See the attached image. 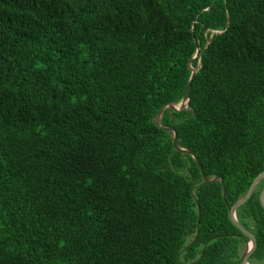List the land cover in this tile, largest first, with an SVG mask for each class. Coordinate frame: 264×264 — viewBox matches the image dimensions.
Listing matches in <instances>:
<instances>
[{
  "label": "trees",
  "instance_id": "16d2710c",
  "mask_svg": "<svg viewBox=\"0 0 264 264\" xmlns=\"http://www.w3.org/2000/svg\"><path fill=\"white\" fill-rule=\"evenodd\" d=\"M263 171L264 0H0V264H241Z\"/></svg>",
  "mask_w": 264,
  "mask_h": 264
},
{
  "label": "water",
  "instance_id": "95a60500",
  "mask_svg": "<svg viewBox=\"0 0 264 264\" xmlns=\"http://www.w3.org/2000/svg\"><path fill=\"white\" fill-rule=\"evenodd\" d=\"M216 33H219L221 31H215ZM199 54V49L196 53V55L194 57H192L191 59V64L193 62V60L197 57V55ZM201 56V55H200ZM201 62V59L199 60L198 64ZM199 67H196L193 69V73H192V76H191V79L188 83V86H187V91H186V94L184 96V98L182 99V101L179 103V104H174V103H168V104H165L160 113H159V116H158V124L161 126V121H162V115H163V112L165 111L166 108L170 107V108H173L177 111H180V110H183L185 108H188L190 106V101H191V98H190V92H191V87H192V82H193V79L195 78L196 76V73L198 71ZM167 129H172L175 133L174 135V144L175 146L180 149L181 151H185V152H189L191 153L194 158L197 160V162L199 163L200 167H201V170H202V173H203V176L205 178V183H208V182H212V181H215L216 179H218V177H215V178H209L206 174H205V171H204V168L203 166L201 165L199 159L197 158L196 154L194 152H192L191 150L187 149V148H183V147H180L178 146V132L176 129H173V128H167ZM264 178V171L261 172L259 175L256 176V178L253 180L248 192L245 194V196H243L241 199H239L233 206H230L229 207V212H230V217L232 219V221L234 222V224L242 231L244 232L247 236L250 237V242L248 243V246L246 248V250L244 251V254L242 255V259H241V264H251L249 262V258L250 256L254 253V251L256 250L257 248V245H258V241H257V237L254 233H252L251 231H249L238 219L237 217V211L238 209L244 205L247 201H249L251 199V197L253 196L259 182ZM222 180V178H221ZM222 183L224 185V196H226V193H227V188L222 180ZM261 201H262V204L264 206V189L261 193Z\"/></svg>",
  "mask_w": 264,
  "mask_h": 264
}]
</instances>
